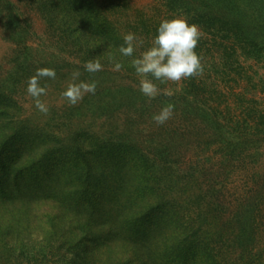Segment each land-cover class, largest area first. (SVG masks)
<instances>
[{
    "label": "trees",
    "instance_id": "obj_1",
    "mask_svg": "<svg viewBox=\"0 0 264 264\" xmlns=\"http://www.w3.org/2000/svg\"><path fill=\"white\" fill-rule=\"evenodd\" d=\"M132 5L0 0V34L14 45L0 64V123L20 125L37 68L55 69L40 84L57 97L77 70L97 84L75 105L62 97L47 133L21 129L11 152H46L33 175L21 158L8 164L14 127L0 132V264H264V0ZM174 17L198 26L204 72L157 81L162 94L148 99L118 49L135 33L139 57ZM89 61L102 70L85 71ZM168 104L174 115L157 125Z\"/></svg>",
    "mask_w": 264,
    "mask_h": 264
},
{
    "label": "clouds",
    "instance_id": "obj_2",
    "mask_svg": "<svg viewBox=\"0 0 264 264\" xmlns=\"http://www.w3.org/2000/svg\"><path fill=\"white\" fill-rule=\"evenodd\" d=\"M201 33L197 25L190 24L186 19L174 17L164 19L156 29L151 46L139 57H135L136 48L143 43L135 33H128L123 37L124 43L118 51L123 57H133L131 66L139 80V92L148 99H155L162 90L159 84L167 82H179L191 79L203 74L204 67L201 58L196 52ZM123 67L119 61L114 62V70L120 71ZM88 73H96L102 70L99 61H89L84 65ZM56 71L53 68H37L34 76L27 81L26 93L35 103V107L41 113L47 114L48 106L40 99L47 95V89L40 84L42 79H55ZM80 72L72 74L73 83L61 93L69 104L79 103L85 95L95 94L97 84L95 81L87 82L79 80ZM79 81V82H75ZM170 95L171 93L164 92ZM174 115V105L168 104L154 114L152 119L157 125H164Z\"/></svg>",
    "mask_w": 264,
    "mask_h": 264
},
{
    "label": "rangeland",
    "instance_id": "obj_3",
    "mask_svg": "<svg viewBox=\"0 0 264 264\" xmlns=\"http://www.w3.org/2000/svg\"><path fill=\"white\" fill-rule=\"evenodd\" d=\"M133 2V7L137 9H143L146 7L151 0H132ZM33 22V28L35 34H37L38 37L47 35L46 34V27L45 24L43 23L42 19L35 17L34 19L31 20ZM14 45H12L10 42L3 40L1 34H0V64H3L6 60L7 56H10L12 51H13ZM6 67V66H5ZM8 68V65H7ZM1 70V69H0ZM2 71V70H1ZM42 102H44L48 108L49 111L47 114L41 113L38 111L35 107V103L33 99H28V101H21L20 102V113L17 117L14 119L17 122H20V125L18 126H9L7 122H1L0 123V132L6 131V125L9 126L10 128L13 129V134L11 135L10 138H7L6 142L7 145L10 146L9 149V162L8 164H15L14 162L17 160L19 161L18 158H21L25 164H19L17 162L18 166H21L23 169L27 170V172L31 175L34 174V171L38 170L42 166L49 165L45 162L46 159V152L43 153V149H37L34 151H31L32 149H25V148H20L19 151L15 150L11 152V147L12 148H18V140L20 141V134H21V129L26 127V130L24 132V137H35V136H40L39 132H45L47 133L51 128L48 126V117L50 116L51 108L57 107L60 108L59 105L61 102H63L62 97H57L56 93L53 94L51 90L45 95L44 97L40 98ZM15 113V112H14ZM66 123H71V121L65 119L64 120ZM38 128V130L36 129ZM18 151V152H17ZM17 153V154H16ZM67 164H71L67 162ZM260 167L257 169V171H262L263 170V165H264V155L260 161ZM263 164V165H262ZM47 264H56L54 261L49 262Z\"/></svg>",
    "mask_w": 264,
    "mask_h": 264
}]
</instances>
